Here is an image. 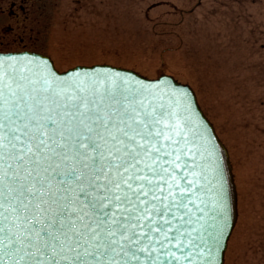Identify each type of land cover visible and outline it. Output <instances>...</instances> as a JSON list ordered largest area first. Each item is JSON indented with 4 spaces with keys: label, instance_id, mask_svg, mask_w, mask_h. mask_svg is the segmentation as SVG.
I'll return each mask as SVG.
<instances>
[{
    "label": "snow or ice",
    "instance_id": "snow-or-ice-1",
    "mask_svg": "<svg viewBox=\"0 0 264 264\" xmlns=\"http://www.w3.org/2000/svg\"><path fill=\"white\" fill-rule=\"evenodd\" d=\"M166 87L0 56V264H194L191 249L218 264L225 170L187 91ZM193 201L211 205L207 240Z\"/></svg>",
    "mask_w": 264,
    "mask_h": 264
},
{
    "label": "rangeland",
    "instance_id": "rangeland-1",
    "mask_svg": "<svg viewBox=\"0 0 264 264\" xmlns=\"http://www.w3.org/2000/svg\"><path fill=\"white\" fill-rule=\"evenodd\" d=\"M0 51L189 84L229 150L238 221L225 264H264V0H0Z\"/></svg>",
    "mask_w": 264,
    "mask_h": 264
},
{
    "label": "water",
    "instance_id": "water-1",
    "mask_svg": "<svg viewBox=\"0 0 264 264\" xmlns=\"http://www.w3.org/2000/svg\"><path fill=\"white\" fill-rule=\"evenodd\" d=\"M4 55H11L17 57L18 60H20L22 63L25 60H31L33 61V64H39L41 61L46 62L49 68H52L53 71H55L59 75H63L65 73H71L73 71H78L81 74L84 72H90L92 69L96 68H102V69H107L113 72H119L122 76H126L130 79L131 82L135 85L136 81H139L141 85H144L146 87H152L156 86L158 89H163L165 90V94H167V87L170 86L173 89H179L181 91H187L188 98L191 100V109L193 113V120L196 121L199 125H201L204 129H206V135L208 136V145L209 147L215 146V152L216 155L220 158L221 164L224 167L225 170V175L227 178L228 182V187H229V194H230V210L228 213L227 217V226L224 227V235L220 238V247L216 252V259L218 261V264H223V259H224V252L226 249L227 245V240L229 238V235L232 231V228L234 227V224L237 220V192H236V186L234 183V178H233V173H232V166L229 160V154L224 146V144L220 141L218 136L215 133V130L212 126V124L209 122V120L205 117L203 114L202 110L200 109L196 95L194 91L188 86V85H183L178 83L173 77L171 76H162L159 79L152 80L145 78L136 72L128 69H122L118 67H113L110 65H94V66H78L76 68L70 69L67 72L64 73H59L53 66V63L49 57H45L40 54L36 53H30V52H25V53H8V54H1L0 56ZM31 67V66H30ZM195 151V149H194ZM189 160L191 158L189 157ZM178 174L179 171H178ZM203 182L201 181V184ZM201 184L197 185V188L201 186ZM201 199L207 200L208 197L206 196H201ZM200 207H204L203 205H199ZM193 211V215L191 216V219L193 220V224L190 225L189 227L191 228H196L197 231L192 233L193 239L196 238L197 235H203L204 239L207 240L208 236L212 234L211 231V226L213 224V221L211 219L212 213L209 210L211 208V205L209 204L208 207L205 208V211L203 213L196 211L197 207V202L193 201V203L190 205ZM197 218H200L199 221L197 222ZM203 225L204 229L207 230V232L201 231L200 226ZM173 251L176 252L177 256L183 257L185 252L189 251V249L185 248L181 251H177L175 248H173ZM191 257L190 259L194 260V264H203V260L201 259L202 252L200 249H191ZM206 251V249H205ZM205 259L207 258L206 256L204 257Z\"/></svg>",
    "mask_w": 264,
    "mask_h": 264
}]
</instances>
